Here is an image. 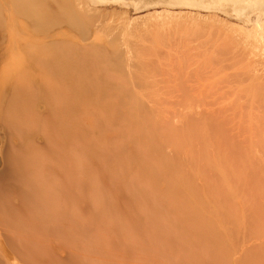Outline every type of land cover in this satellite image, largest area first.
<instances>
[{
    "label": "rangeland",
    "instance_id": "374dc122",
    "mask_svg": "<svg viewBox=\"0 0 264 264\" xmlns=\"http://www.w3.org/2000/svg\"><path fill=\"white\" fill-rule=\"evenodd\" d=\"M83 1L0 0V241L18 264H264V83H257L259 71L244 75L253 66L264 70V0ZM79 2L91 9L82 13ZM236 26L260 41L261 54ZM217 38L231 41L222 43L231 52L214 51ZM209 53L217 58L210 67ZM227 53L233 61L245 54V72L235 62L241 55L232 61L244 83L241 75L228 77L231 67L222 70L227 78L219 73ZM186 68L205 77L190 75L203 87ZM177 76L199 86L192 94H207L209 81V93L225 91L203 97L225 99L201 103L217 120L205 110L203 120L187 106L181 111L174 98L188 92ZM228 78L240 80L230 83L239 89L236 102ZM173 79L176 91L167 85ZM251 98L262 107L255 115ZM223 101L236 104L229 109ZM234 108L242 109L234 115ZM242 110L255 118L241 123ZM168 116L185 123L174 117L177 128ZM236 126L242 139L230 137Z\"/></svg>",
    "mask_w": 264,
    "mask_h": 264
},
{
    "label": "bare ground",
    "instance_id": "6f19581e",
    "mask_svg": "<svg viewBox=\"0 0 264 264\" xmlns=\"http://www.w3.org/2000/svg\"><path fill=\"white\" fill-rule=\"evenodd\" d=\"M84 1H85V0H84ZM84 1H83V2H84ZM91 1H92V3H90V4H91V6H92L93 2L95 3L96 0H89V2H91ZM89 2H88V3H89ZM80 3H81V5L83 4L82 6L84 7V3H85V2H84V3L79 2V5H80ZM85 4H86V3H85ZM81 5H80V6H81ZM94 5H95V4H94ZM82 6H81V7H82ZM85 6H86L88 9L90 8V7H88L87 5H85ZM83 7L80 8V10H81V9H83V10L86 9V8H83ZM94 7H95V6H94ZM88 9H86V10L88 11ZM90 9H91V8H90ZM86 10H85V11H86ZM187 11H188V10H187ZM81 12H82V10H81ZM82 13H83V12H82ZM123 14H125V13L123 12ZM185 14H188V12H186ZM191 14H192V13H191ZM193 14H194V13H193ZM193 14H192V15H193ZM124 16H126V15H124ZM127 16H128V15H127ZM127 16H126V17H127ZM186 16H187V15H186ZM190 16H191V15H190ZM199 16H200V15H199ZM205 16H206V15H204V18L206 19V21H209V20H207V18H206ZM208 16H209V15H208ZM248 16H249V15H248ZM126 17H125V18H126ZM200 17H201V16H200ZM210 17H211V15H210ZM208 18H209V17H208ZM187 19H188V18H187ZM197 19H198V18H197ZM209 19H210V18H209ZM134 20H135V19H133V20L130 19L129 21H134ZM121 21H122V19H121ZM210 21H211V20H210ZM217 21H218V20H216V22H217ZM134 22H135V21H134ZM214 24H215V23H214ZM224 24H226V23L224 22ZM130 25H132V23H131ZM130 25H129V26H130ZM129 26H128V27H129ZM120 27H121V25H120ZM120 27H119V29H120ZM259 27H260L259 29H261V31L259 30L258 32H261V36H262V37H260V34H258V35H259L258 39L260 40V38H261V40H262V38H263V43H264V22H262V25H260ZM130 28H131V27H130ZM197 28H198V27H197ZM126 29H127V27H126ZM233 29H234V28H231V30H233ZM243 29H244V28H243L242 26H238V27L236 26V29H234V30H236V32H239V33L242 32V33H240V34H243V37H244V36L246 37V38L244 37L245 40H244V38H243V41H244V42H246V41L251 37V38H250V39H251V42H250V43H252V44H250V45L253 46L255 49H256V48H261V47L259 46L260 41L257 40V39L255 38V36H252V35H251L249 32H247L246 30H245V31H246V32H245ZM130 30H131V29H130ZM199 30H200V29H199ZM219 30H221V29H219ZM151 31H152V30H151ZM200 32H201V31H200ZM208 32H209V31H208ZM234 32H235V31H233V33H234ZM236 32H235V34H236ZM151 34H152V33H151ZM157 34H158V33H157ZM166 34H167V33H166ZM184 34H185V33H184ZM199 34H200V33H199ZM215 34H216V33H215ZM229 34H230V33H229ZM229 34H228V33L226 34V37H225L226 39L230 37ZM240 34L238 35V33H237L236 38H237L238 36H242V35H240ZM255 34H256V33H255ZM152 35H153V34H152ZM189 35H190V34H189ZM189 35L186 34L187 37H190V36H191V35H190V36H189ZM193 35H194V34H193ZM227 35H229V36L227 37ZM197 36H198V35H197ZM211 36H212V35H211ZM224 36H225V35H224ZM224 36H223V37H224ZM177 37H179V36H177ZM181 37H183V35H182ZM187 37H186V39H188V41H189V38H187ZM198 37H201V35L198 36ZM213 37H214V36H213ZM215 37H216V36H215ZM172 38H173V35H172ZM179 38H180V37H179ZM190 38H191V37H190ZM218 38H219V37H218ZM218 38H217V39H218ZM148 39H149V37H148ZM156 39H157V38H156ZM167 39H168V38H167ZM167 39H166V40H167ZM175 39H176V38H175ZM181 39H183V38H181ZM197 39H198V38H197ZM201 39H202V38H201ZM223 39H224V38H223ZM223 39H222L221 45L218 43V42L221 41V38H220V40L218 39L219 41H218V40H215V41H217V42L215 43V46H213V45H214V42H213V45H212L213 47H212V48H213L214 51H216V48H217L218 51L221 50V52H222L223 47H224V50H225V51H228V50L231 48V46H233V45H231V46L229 47V45H228L229 48H228L227 46H223V44L226 45V44H229V43L231 42V41H230L229 43H227V42L225 43V40H226V39H224V40H223ZM246 39H247V40H246ZM166 40H165V41H166ZM169 40H170V39H169ZM178 40H179L180 43H181V40H180V39H178ZM190 40H191V39H190ZM208 40H209V39H208ZM171 41H172V39H171ZM174 41H176V40H174ZM196 41H197V40H196ZM223 41H224V42H223ZM226 41H228V40H226ZM232 41H233V40H232ZM167 42H168V41H167ZM167 42H164V43H167ZM169 42H170V41H169ZM169 42H168V43H169ZM182 42H183V40H182ZM199 42H200V41H199ZM247 42H248V41H247ZM170 43H171V42H170ZM170 43H169V45H170ZM173 43H174V42H172V45L174 46ZM183 43H185V42H183ZM200 43H202V42H200ZM206 43H208V42H204V43H202V46H203V44H206ZM210 43H211V42H210ZM222 43H223V44H222ZM234 43H236V42L234 41ZM176 44H178V43L176 42ZM166 45H167V44H166ZM179 45H180V44H179ZM179 45H178V46H179ZM183 45H184V44H183ZM183 45H180V46H182L183 48H181V47L179 46V49L181 48V49L184 50V48L187 49L185 46H188L189 48H190V46H191V45H189V44H187V43L185 44V46H183ZM217 45H218V46H217ZM170 46H171V45H170ZM251 46L249 47V49L251 48ZM156 47H157V46H156ZM168 47H169V46H168ZM175 47H177V45H175ZM204 47H205V49H206V48H207V45H206V46L204 45ZM218 47H219V48H218ZM225 47H227V49H226ZM177 48H178V47H177ZM199 48H200V47H199ZM212 48H211V46H210V50H212ZM237 48H238V47H237ZM254 48H251L250 50H254ZM119 49H120V48H119ZM170 49H172V48H170ZM174 49H175V48H174ZM181 49H180V50H181ZM195 49L198 50V48H194V47H193V51H194ZM207 49L209 50V48H207ZM207 49H206V50H207ZM233 49H234V48H233ZM233 49H232V50H233ZM168 50H169V49H168ZM175 50H177V49H175ZM183 50H182V51H183ZM191 50H192V49H191ZM197 50H195V51H197ZM206 50H205V51H206ZM237 50H238V49H237ZM240 50H241V49H240ZM261 50H262V48L259 49V52H260ZM120 51H121V50H120ZM120 51H119V52H120ZM214 51H210L211 54H212ZM234 51H235V49H234ZM243 51H244V50H243ZM141 52H142V51H141ZM170 52H171V50H170ZM170 52L168 51L169 55H170ZM174 52H175V51H173V53H174ZM176 52H177V51H176ZM199 52H200V55H202L201 51H199ZM206 52H208V51H206ZM219 52H220V51H219ZM219 52H218V53H219ZM223 52H224V51H223ZM228 52H229V51H228ZM230 52H231V49H230ZM246 52H247V51H246ZM246 52H245V54H247ZM255 52H256V51H255ZM255 52H254V53H255ZM154 53H155V52H154ZM179 53H180V52H179ZM179 53H178V54H175V55H176L175 57H178V55L180 56L181 53H180V54H179ZM183 53H184V51H183ZM183 53L181 54L182 56H183L186 52H185L184 54H183ZM196 53L198 54V51H197ZM216 53H217V52H216ZM216 53L214 52V54H216ZM224 53H225V52H224ZM234 53H235V52H234ZM236 53H238V52H236ZM239 53H240V51H239ZM241 53H242V52H241ZM243 53H244V52H243ZM248 53L251 54L250 52H248ZM148 54H149V53H148ZM206 54H207V53H206ZM206 54H205V55H206ZM209 54H210V53H209ZM211 54H210L209 56H211ZM225 54H226V53H225ZM225 54L223 55V54L221 53V55H223V56H225ZM245 54H244V56H245ZM260 54H261V52H260ZM120 55H121V54H120ZM154 55H155V54H154ZM159 55H160V54H159ZM167 55H168V54H167ZM186 55L188 56L189 54H186ZM216 55H217V54H216ZM219 55H220V53H219ZM227 55H228V57H229L231 54H228V53H227ZM236 55H238V54H235V56H236ZM240 55H241V54H240ZM240 55H238V56H240ZM251 55H253V54H251ZM116 56H118V54H117ZM170 56L172 57L171 59H172V61H173V60H174V59H173V58H174L173 54H171ZM170 56H169V57H170ZM182 56H181V57H182ZM209 56H208V57H209ZM212 56H214V55H212ZM212 56H211V60L214 59V60H213L214 62L211 61V60L209 59L211 62L209 61V63H208V61H207V63H206L207 65L210 64V63H212V64H210V65H213V63L217 62V60L215 61V59H217V58H216V57L213 58ZM238 56H237V57H238ZM241 56H242V55H241ZM244 56H242V59H241V57H238V58H240V59H239V62L235 61V59H236L237 57H235L234 61H235L236 63H241L240 60H242V65H243L244 58L246 57V56H245V57H244ZM253 56H254V55H253ZM256 56H258V55H256ZM256 56H255V57H256ZM263 56H264V53H263ZM263 56H262V57H263ZM118 57H119V56H118ZM164 57H167V56H164V55H163V58H162V59H164ZM169 57H167V58H169ZM181 57H178V58H180L181 62L183 63V60H182ZM184 57H185V56H184ZM208 57L206 58L207 60H208ZM233 57H234V56H233ZM248 57H249V56H248ZM255 57H254V58H255ZM258 57H260V56H258ZM258 57H256V59H258ZM155 58H156V57H155ZM167 58H165V59H167ZM178 58H175V59H178ZM186 58L188 59L189 56H188V57H185L184 59L187 60ZM192 58H194V56H193ZM229 58H230V60H228ZM229 58L227 59V62L229 61V62H228L229 64H228V63L225 64V63H226V59H225V58H222V59H225V61H223V62H225V63L221 62L222 60L220 61L223 65H224V64H225V65H228V66H225V65L223 66V65H222L221 67H219V68H221V69H220L221 72H219L220 74H222V73L225 72V76H224V77L222 76L223 78H227V77H226V76H227V75H226V71L229 70L230 67H231V70H232V68L234 69L233 66H235V65H234L235 62L233 61V58H232V59H231V57H229ZM238 58H237V60H238ZM250 58H251V57H249L248 59H250ZM254 58H253V59H254ZM260 58H261V57H260ZM144 59H145V58H144ZM194 59H196V58H194ZM197 59H198V58H197ZM197 59H196L195 61H199V60H200V63H201V59H198V60H197ZM256 59H254V61H256V62L258 63V61H257ZM142 60H143V59H142ZM145 60L147 61V58H146ZM189 60H190V58H189ZM189 60H187V61H189ZM251 60H252V59H251ZM260 60H261V62H259V63H262V62H263V64H264V61H262V59H260ZM146 61H145V62H146ZM167 61L170 62V59L167 60ZM174 61H175V60H174ZM174 61H173V62H174ZM178 61H179V60H178ZM190 61L193 62V60H190ZM190 61H189V62H190ZM195 61H194V63H195ZM232 61H233L234 63H233ZM149 62L151 63V61H149ZM152 62H153V60H152ZM189 62H188V63H189ZM203 62H204V61H203ZM248 62L250 63V61L248 60V61H245L244 64H247ZM129 63H130V62H129ZM146 63H147V62H146ZM150 63H149V64H150ZM156 63H157V62H156ZM165 63H166V62H165ZM167 63H168V62H167ZM175 63H176V61H175ZM177 63H178V62H177ZM177 63H176V65L173 66L174 69H178V67H177ZM182 63H180V64H181L182 66H185L186 61L184 62L185 64H182ZM200 63H197V62H196L194 65H196V64H200ZM218 63H219V62H218ZM218 63H217V64H218ZM221 63H220L219 65H221ZM147 64H148V63H147ZM169 64H170V63H169ZM169 64H168V65H169ZM188 65H189V64H187V68L189 67ZM207 65H206V66H207ZM210 65H208V66L210 67ZM215 65H216V64H215ZM215 65L212 66V68H214ZM219 65H218V66H219ZM232 65H233V66H232ZM236 65H238V64H236ZM239 65H240V64H239ZM239 65H238V66H239ZM242 65H241V67L244 66V68H241V69H243V71L245 72L244 69H246L245 67H247V66H245V65L242 66ZM250 65H252V64H250ZM250 65L248 64V66H250ZM170 66H171V65H169V67H170ZM182 66H180V67L182 68ZM197 66H198V65H197ZM199 66H200V65H199ZM201 66H202V64H201ZM206 66H205V68L207 69L208 66H207V67H206ZM216 66H217V65H216ZM257 66H258V64H257ZM159 67H160V66H159ZM169 67H168V68H169ZM222 67H223V68H222ZM236 67H237V66H236ZM236 67H235L236 70L234 69L235 71H234V70H233V71L229 70L230 73L227 72V73H228V77L231 78L232 76L234 77V76H237V75H238V76L241 75V76H239L238 78H240V79L242 80V82H243V80H245V77H246V76L250 75L251 73H252V75H255V74H256L255 76H257V74H258L257 72L259 71V75H258L257 77H260V81L257 82V81L259 80V78H258V80L255 81V82H257L258 85H259V83H262V84L264 83V70H262L263 67H262V69H261V71H260V70H259V69H260L259 66H258V67H254V66H253L252 68H250V70H246V71H247V74H245L243 71H242V72H240V71L238 72L237 68L240 70V66L237 67V68H236ZM162 68H163V67H162ZM173 68H170V69H172V70H171L172 72L174 71ZM187 68L185 69V70H187V72H188L189 70L191 71V69L188 70ZM200 68H201V67H199V69H200ZM202 68H203V66H202ZM202 68H201V70H203ZM212 68H210V70H209L211 73H212ZM216 68H217V69H216ZM216 68L213 69V72H214V70H219L218 67H216ZM224 68L227 69V70H226V71L224 70V72H223L222 70H223ZM255 68H257V69H255ZM258 68H259V69H258ZM152 69H153V68H152ZM154 69H155V68H154ZM154 69H153V70H154ZM208 69H209V68H208ZM208 69H207V70H208ZM160 70H161V69H160ZM164 70H165V69H164ZM178 70H179V69H178ZM178 70H176V73H177V74H178V72H177ZM180 70H181L180 72H184V71H185V70L183 71L182 69H180ZM207 70H206V71L204 70V74H205V72H206V74H207ZM140 71H141V70H140ZM166 71H167V70H166ZM171 71H170V72H171ZM190 71L187 73L188 75H186V76H187V78L191 81L192 77H190V75H191L192 73H194V71H193V69H192L193 72L191 71V73H190ZM195 71H196V70H195ZM249 71H250V72H249ZM151 72H152V71H151ZM158 72H159V71H158ZM158 72H155V74L157 73V74L159 75V74H160L161 72H163V71H161L160 73H158ZM174 72H175V71H174ZM174 72H173V73H174ZM185 72H186V71H185ZM185 72H184V73H185ZM237 72H238V73H237ZM184 73H181V74H184ZM202 73H203V72H202ZM219 73H218V72L215 73L216 75H218L217 78H216V79H218V80H219V78L221 77V75H220ZM239 73H240V74H239ZM243 73H244V75H246L245 77H242V76H244V75H242ZM139 74H140V73H139ZM155 74H154V75H155ZM157 74H156V75H157ZM162 74H163V73H162ZM162 74H161V75H162ZM165 74H166V73H165ZM168 74H169V75H168ZM181 74H178V76H180ZM185 74H186V73H185ZM185 74H184V76H185ZM156 75H155V76H156ZM161 75H160V76H161ZM166 75H168V78H169V76H170L171 74H170V73H167ZM208 75H209V76H208ZM212 75L214 76V73L211 74V76H212ZM252 75H251V76H252ZM162 76H164V75H162ZM162 76H161V77H162ZM174 76H176V75H174ZM174 76H173V74H172L171 77H174ZM178 76H177V77H178ZM181 76H182V75H181ZM192 76H194V74H192ZM199 76H200V75H199ZM199 76L197 75L196 77H199ZM205 76H206V75H205ZM211 76H210V74H207L206 77H209V78H210ZM251 76H250V77H251ZM136 77H137V76H136ZM177 77H175V78H177ZM182 77H183V76H182ZM182 77H181V78H182ZM189 77H190L191 79H190ZM194 77H195V76H194ZM194 77H193V78H194ZM196 77H195V78H196ZM215 77H216V76H215ZM222 77L220 78L221 80H223ZM164 78H165V77H164ZM175 78H174V79H175ZM178 78H179L178 81H179V80H183V78H182V79H181L180 77H178ZM184 78L186 79V77H184ZM202 78H203V79H202ZM204 78H205V77L200 76V79H197V80H201V79H202V80L204 81ZM211 78H212V77H211ZM242 78H243V79H242ZM255 78H256V77H255ZM255 78H254V80H255ZM170 79L172 80V78H170ZM174 79H173V80H174ZM188 79H186L185 82H188ZM212 79H215V78L213 77ZM246 79H247V77H246ZM171 80H170V82H169L170 84L167 83L169 80H168L167 82L164 81V80H163V81L166 82L167 85H170V87L172 86V88H173V90H174V87H173V86H176V84H175V85H171V84H173V82H175V80L172 81V83H171ZM192 80L194 81V79H192ZM197 80H196V81H197ZM202 80H201V81H202ZM206 80H207V78H206ZM210 80H211V79H210ZM225 80H227V79H225ZM225 80H224V81H225ZM230 80H231V79H230ZM230 80H229V78H228V80L226 81L227 84L229 83V85H230V83H231L234 79L231 80V81H230ZM236 80H237V82L240 81V80H238V79H236ZM236 80H234V81H236ZM157 81H158V80H157ZM163 81H162V82H163ZM178 81L176 80L177 83H178ZM193 81H192V82H193ZM211 81H213V80H211ZM224 81H221L222 83L219 81L220 84L217 83L218 86L223 85V84L225 83ZM228 81H230V82H228ZM234 81H233V83H235ZM245 81H246V80H245ZM245 81H244V82H245ZM261 81H263V82H261ZM155 82H156V81H155ZM185 82H184V81H183V82H182V81H181V82L179 81V84L182 85V84L184 83V84L181 86V88L183 89V91L186 90V91L188 92V94L186 95L187 98H186V97H185V98H184V97H182V98H174V100H177L178 103H179V105L182 107L181 111L184 110V108L187 106V109L193 110V112H195V114H196V116H197V115H199L200 113H202L203 110H205V113H204V111H203V113L206 114L205 116L207 117V116L209 115L208 113H210V115H211L212 113L210 112V109H209V112L207 111L208 113H206V109H203V108H204L203 105H204V104H208V105H209V103H211V102L214 104V103H215L214 101H215L217 98L220 99V97H221V99H223V98L225 99V97H224L225 94H226L225 91L223 90L224 93H225V94H224L223 91L220 92L221 89H220V91H219L218 89H215V88H216L215 86H217V84L214 86L215 88L213 87V88L215 89L214 91H213V90H210V91H211L210 93H209V91H207V90H209V86H211V85H209V84H210V81H209V84H208V85H207V82H206V84H205V86H204V89H205V87L207 88V90L205 89L206 91L204 90L207 94L204 93V96H203V97L208 98V97H210V94H214L215 91H216V92L218 91V92H220L221 94L223 93L224 96H223V95L220 96L219 93H218V94H215V97L218 95L217 98H215L214 95H213V96H212V99H211L212 101H210V99H209V101H208V100H206L205 98H203V97L201 96V95L203 94V90H202V92H200V91L198 90V92H199V93H202V94H198V95H197V93H196V94H192V93H195V92H193L192 90H195V91H196L197 87H199V86H200L199 84L202 83V82H200V83L198 84V82H195V81H194L196 84L199 85V86L197 85V87H196V85H194V83L192 84L191 82H188V83H191L192 85H194L196 88H195L194 86H192L191 84L188 85V86H184V85H185ZM216 82H217V81H216ZM223 82H224V83H223ZM242 82H241L240 86H243V85H244V84H242ZM244 82H243V83H244ZM156 83H157V82H156ZM160 83H161V82H160ZM239 83H240V82H239ZM253 83H254V82H253ZM179 84H177V86H178ZM186 84H187V83H186ZM211 84H212V82H211ZM213 84H215V80H214ZM235 84H236V83H235ZM255 84H256V83H254V85H255ZM203 85H204V83H202L201 87H203ZM225 85H226V84H224L223 86H225ZM258 85H257V91H255V93L258 92L256 95H259V92H260V91H259L260 89L258 90V88H259ZM263 85H264V84H263ZM263 85H262V86H263ZM177 86H176V88H178ZM212 86H213V85H212ZM212 86H211V87H212ZM218 86H217V87H218ZM223 86H221V88H223ZM226 86H227V85H226ZM226 86H225V87H226ZM231 86H233L234 89H235V87L237 88V86H235V85H233V84H231L230 87L228 86V87H229L228 89H226L225 87H224V88H225L226 90H229V91H230V90L233 89V88L231 89ZM234 86H235V87H234ZM252 86H253V85H252ZM260 86H261V85H260ZM262 86H261L260 88H262V90L264 91V89H263L264 86H263V87H262ZM170 87H167V91L169 90L168 92L171 93V91H173V90L170 91V89H172V88H170ZM187 87H189V88H187ZM192 87H194L195 89H194V88L192 89ZM211 87H210V88H211ZM254 87L256 88V86H254ZM168 88H169V89H168ZM176 88H175L174 91H176ZM181 88H180V89H181ZM213 88H211V89H213ZM252 88H253V87H252ZM252 88H251V89H252ZM255 88H254V89H255ZM202 89H203V88H202ZM247 89H248V88H247ZM254 89H253L252 91H254ZM200 90H201V89H200ZM236 90H237V91H236ZM238 90H239V89H235V90H234V91L236 92L237 95H238ZM180 91H181V90H180ZM212 91H213L214 93H212ZM232 91H233V90H232ZM191 92H192V93H191ZM226 92H227V91H226ZM230 92H231V91H230ZM230 92H227V94L230 93ZM235 92H234L233 94H235ZM190 93H191V95H190ZM231 93H232V92H231ZM231 93H230L229 95H231ZM255 93H254V94H255ZM236 94H235V95H232L231 97H233V96H235L236 98L239 97V95L236 96ZM239 94H240V92H239ZM254 94H253V95H254ZM178 95H180V97H181V94H178ZM188 95H189V96H188ZM192 95H194V96H195V95H197V96L200 95V97L195 96V97H192V98H194V99H192V98H191ZM206 95H207V96H206ZM208 95H209V96H208ZM229 95H226V96H229ZM248 95H249V93H248ZM219 96H220V97H219ZM241 96H242V95H240V98L243 97V96H242V97H241ZM260 96H261V95H260ZM213 97H214V99H215L214 101H213ZM231 97H229L230 100H231V99H235V100H236V98H234V97L231 98ZM250 97H252V94H251ZM257 97H258V96H257ZM226 98H227V97H226ZM261 98H262V99H260V98H259V99H260L261 102L263 103V101H264L263 96H262ZM203 99L206 100V101H204ZM221 99H220V100H221ZM238 99H239V98H237V100H238ZM244 99H245V98H244ZM246 99H247V98H246ZM251 99H253V98H251ZM254 99H256V98L254 97ZM254 99H253V101H255ZM171 100H172V99H171ZM174 100H173V101H174ZM226 100L228 101V99H226ZM226 100H224V101H226ZM235 100H231V101L236 102ZM262 100H263V101H262ZM161 101H162V100H161ZM177 101L174 102V103H177ZM218 101H219V100H216V103H217ZM224 101H223L222 103H220V104H223ZM227 101H226V102H227ZM247 101H248V100H247ZM247 101H245V103H246ZM253 101H252V102H253ZM159 102H160V101H159ZM202 102H203V105L201 104ZM204 102H206V103H204ZM207 102H208V103H207ZM220 102H221V101H220ZM226 102H225L224 104H225L228 108L230 107L229 109H233V106H232V108H231V105H235V104H236V103H233V104H231V105L228 106L227 104H229V103H231V102L229 101V103H227V104H226ZM252 102H249V103L251 104ZM255 103H256V101L254 102V107H253V104H251V105L249 104L250 107H251V106L253 107V108H250V107H249V109H252V111L254 110V111H253L254 113H252V114H254V115H255L258 111H260V110H258L257 108H258L259 105L261 104L259 101L256 103L258 106H257ZM259 103H260V104H259ZM213 104H212V105H213ZM220 104H218V106H220ZM241 104H243V105H241ZM241 104H238V105H239V106L241 105V106H243V108H245V107H244V102H243V101H242ZM246 104H247V103H246ZM246 104H245V106H246ZM174 105H176V104H174ZM177 105H178V104H177ZM200 105H201V107H202V106H203V107H202L201 109H200V108L198 109V107H200ZM225 105H224V106H225ZM238 105H237V106H238ZM261 105L264 106V103L261 104ZM205 106H206V105H205ZM213 106H214V105H213ZM216 106H217V105H216ZM221 106H222V105H221ZM221 106H220V107H221ZM224 106H222V108H223ZM226 106H225V107H226ZM239 106H238V107H239ZM255 106H256L257 108H255ZM206 107H209V106H206ZM227 107H226V109H227ZM236 108H237V107H236ZM254 108L256 109L257 112L255 111ZM259 108L261 109L262 107L260 106ZM213 109L215 110L214 112H216V113H217L219 110H220V112H221V110H222V109L220 108V109L217 111L218 108H215V107L212 108V110H213ZM238 109H239V108H238ZM238 109H237V110H238ZM241 109H242V108H241ZM241 109H239V110H241ZM162 110H163V108H162ZM168 110H169V109H168ZM176 110H177V109H176ZM207 110H208V109H207ZM212 110H211V111H212ZM224 110H225V109H224ZM237 110H235V108H234V110L232 111V112L235 111V112H234V115L237 113ZM244 110H246V108H245ZM261 110H262L263 113H264V109L262 108ZM157 111H159V110L156 109V112H157ZM165 111H166V110H165ZM174 111H175V109H174ZM246 111H247V110H246ZM250 111H251V110H250ZM250 111H249V112H250ZM183 112H184V111H183ZM220 112H218V115H219ZM227 112H228V111H227ZM244 112H245V111L242 110V113H239V114H241V117H242V115H244V114H243ZM249 112H248V113H249ZM187 113H188V112H187ZM203 113H202V114H203ZM222 113H223V112H222ZM228 113H229V112H228ZM245 113H247V112H245ZM260 113H261V112H260ZM156 114H157L158 117H159V114H158V113H156ZM165 114H166V116H167V115H169V116L171 115L169 112H167V113H165ZM165 114H162V113H161L160 115H165ZM185 114H186V113H185ZM202 114H200L199 117H201ZM204 114H203V115H204ZM207 114H208V115H207ZM214 114H215V113H214ZM214 114H213V115H214ZM239 114H238V115H239ZM252 114H251V112H250V115H249L250 118H252V117L255 118L254 115H252ZM172 115H173V114H172ZM172 115H171V116H172ZM186 115H187V114H186ZM169 116H168V119H170ZM171 116H170V117H171ZM196 116H195V117H196ZM215 116H217V114H215ZM249 116H247V117L249 118ZM251 116H252V117H251ZM161 117H162V116H160V118H161ZM163 117L165 118V116H163ZM174 117H175V116H174ZM174 117H173V118H174ZM182 117H183V116H182ZM186 117H187V116H186ZM191 117H192V116H191ZM191 117H190V118H191ZM199 117H198V120H201L204 116L201 117L200 119H199ZM206 117H204V118L207 119ZM208 117H210V118L212 119V115H211V116H208ZM218 117L220 118L221 116H218ZM235 117H236V116H235ZM245 117H246V115L243 116L242 119L239 118V119H241V120H238V121H241V123H242V122H243V119H244ZM164 118H161V119L164 120ZM173 118H172V120H173ZM175 118H176V117H175ZM175 118H174V120H175ZM213 118H214V119H212L213 121H214V120H217L216 117H213ZM248 118H245V120H246V119L249 120ZM261 118H262V117H261ZM168 119H166V120L168 121ZM176 119H177V121H178V119L181 121V119H180L179 117H177ZM194 119H195V118H194ZM205 119H204V120H205ZM211 119H210V120H211ZM232 119H233V118H232V116H231V120H230V121L235 122L236 119L234 118V119H233L234 121H233ZM166 120H165V122H163L162 120H161V121H162V123H167ZM170 120H171V119H170ZM170 120H169V122H170ZM172 120H171V121H172ZM174 120H173V122H174ZM190 120H191V119H190ZM202 120H203V119H202ZM210 120H209V121H210ZM222 120H223V119H222ZM247 120H246V122H247ZM252 120H253V119H252ZM260 120H261V119H260ZM177 121H176V124L178 125L179 123H177ZM180 121H178V122H180ZM182 121H184V120L182 119ZM182 121H181L180 124L185 123V122H182ZM185 121H186V120H185ZM188 121H189V118H188ZM228 121H229V120H228ZM250 121H251V120H250ZM258 121H259V120H258ZM169 122H168V123H169ZM186 122H187V121H186ZM262 122H263V120H262ZM170 123H171V122H170ZM235 123H236V124H239L240 122H239V123H238V122H235ZM241 123H240V124H241ZM243 123H245V122H243ZM172 124L175 125V122L172 123ZM224 124H225V123H224ZM230 124H231V123H230ZM249 124H250V123H249ZM252 124H253V123H252ZM261 124H262V123H261ZM164 125H167V124H164ZM212 125H213V124H212ZM242 125H243V127H244L246 124H245V125L242 124ZM175 126H176V125H175ZM178 126H179V125H178ZM178 126H176V127L178 128ZM182 126H183V124H182ZM182 126H180V127H182ZM210 126H211V125H210ZM210 126H209V127H210ZM233 126H235V124H233ZM251 126H252V125H250L249 129H250V128H251V130L254 129V128L251 127ZM263 126H264V125H263ZM166 127H168V126H166ZM180 127H179V128H180ZM236 127H237V126H236ZM236 127H235V128H236ZM243 127L241 126V131H238V130H240V127L238 126L237 128H239V129L236 130V131H237V135H235V134L232 133V134H231L232 136H230V135H229V136H230V137H233V135H234V137L237 136V138H238V133H239V136L241 135L240 137H241V139H242V133H243L244 131H246L245 127L247 128V126H245L244 128H243ZM232 128H233V127H232ZM242 128L245 129V130H243ZM173 129H174V128H173ZM175 129H176V128H175ZM209 129H210V128H209ZM255 129H256V128H255ZM258 129H259V127H258ZM177 130H179V129H177ZM218 130H219V129H218ZM242 130H243V132H242ZM251 130H250V131H251ZM232 131H233V130H232ZM236 131L234 130L233 132H236ZM250 131H249V132H250ZM252 131H254V130H252ZM261 131H262V130H261ZM241 132H242V133H241ZM246 132H247V131H246ZM256 132H257V131H256ZM240 133H241V134H240ZM226 134H227V133H226ZM244 134H245V132L243 133V137L246 139V137L244 136ZM249 134H250V135H249ZM249 134H248V135H249V138H248V139H252V138H254L253 135L256 134V133H254L253 135H251V134H252V132H251V133H249ZM223 135H224V134H223ZM245 135H246V134H245ZM192 136H193V135H192ZM226 136H227V135H226ZM251 136H252V137H251ZM258 136H259V135H258ZM234 137H233V139L235 140ZM240 137H239V138H240ZM250 137H251V138H250ZM237 138H236V139H237ZM244 138H243V139H244ZM228 139H231V138L228 137ZM233 139H232V140H233ZM241 139H240V141H238L239 139H237L236 141L239 143V142L242 141ZM226 140H227V138H226ZM255 140H256V138H255ZM255 140L252 139L253 142H254ZM243 141H247V140H243ZM237 142H236V143H237ZM246 143H247V142H246ZM246 143H244V145H245ZM240 144H241V143H240ZM242 144H243V142H242ZM242 144H241V145H242ZM247 145H248V144H247ZM247 145H246V146H247ZM226 147H227V146H226ZM244 147H245V146H244ZM255 147H256V146H255ZM209 155H210V154H209ZM255 156H256V155H255ZM248 157H249V156H248ZM256 157H257V156H256ZM261 158H262V157H261ZM257 159H258V158H257ZM0 256H1V258L3 259V261H4L6 264H18V263L14 260V258L12 257V255H10V253L8 252V249L6 248L5 244H4L2 241H0Z\"/></svg>",
    "mask_w": 264,
    "mask_h": 264
}]
</instances>
